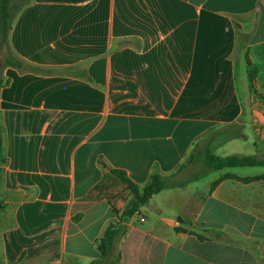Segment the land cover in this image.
Wrapping results in <instances>:
<instances>
[{
  "label": "crops",
  "instance_id": "obj_1",
  "mask_svg": "<svg viewBox=\"0 0 264 264\" xmlns=\"http://www.w3.org/2000/svg\"><path fill=\"white\" fill-rule=\"evenodd\" d=\"M8 42L42 72L0 60L2 264H264V167L192 176L127 222L94 191L178 176L197 144L264 156V0H30Z\"/></svg>",
  "mask_w": 264,
  "mask_h": 264
},
{
  "label": "trees",
  "instance_id": "obj_2",
  "mask_svg": "<svg viewBox=\"0 0 264 264\" xmlns=\"http://www.w3.org/2000/svg\"><path fill=\"white\" fill-rule=\"evenodd\" d=\"M29 1L30 0H0V38L2 39V42L8 45V47H9L8 40L12 29L13 21L20 13V11L29 3ZM9 50L15 62L10 63V61H7V63H5V66H13V67H17L18 69L30 70L34 72H42V70L37 69L35 67H31L27 65L25 62L21 61L12 53L10 48ZM247 63L251 69L250 79L252 82H254L257 74V70L253 68L252 63L249 60ZM199 148H203V147L197 144V146H195L194 152L188 157L187 162L181 166L179 172L183 170L187 164H192L197 160L199 154L196 155L197 154L196 152L199 150ZM206 148H207V152L205 154V158L203 162L202 175L210 174L226 168L264 167V156L232 155L228 157H221L214 155L211 152L210 148L208 147ZM201 151L202 150L200 149L198 152L201 154L202 153ZM2 164H4V159L0 157V179L2 172V168H1ZM176 177L177 174H173L169 177H163L162 175L155 173L151 176L148 184L145 187L140 188L127 176V173L125 171L113 169L110 170L109 173L101 181V183L95 187L94 191L98 192L100 195L106 196L110 201L112 199H110L109 195H107L106 193L109 190V187L107 185L108 179L115 178L123 182L130 191V193L132 194L133 200L128 205V207L126 206L127 209H125L123 212H121L116 207H114V205L112 204L111 205L113 207V211L117 214L120 221L123 218L124 221L127 222L129 221L130 218H132V216L135 213L139 212L141 207L145 206L154 195L160 193L165 189L173 188L174 186H176L177 184L171 183V180ZM1 207H3L2 203H0V208ZM81 217L82 215H80L78 218ZM117 227H118L117 225L110 226L106 230L103 238L99 242L98 249L103 257L108 255V253L112 248L113 239L117 236ZM0 264H2L1 258H0Z\"/></svg>",
  "mask_w": 264,
  "mask_h": 264
},
{
  "label": "rangeland",
  "instance_id": "obj_3",
  "mask_svg": "<svg viewBox=\"0 0 264 264\" xmlns=\"http://www.w3.org/2000/svg\"><path fill=\"white\" fill-rule=\"evenodd\" d=\"M0 60H2L3 65H5L7 61H10V63L15 62L9 50L8 45L2 42L1 38H0ZM78 71H79L78 69H72V70L65 71V72H68V73L76 72L77 73ZM200 149L202 150L201 154L198 152ZM199 150L196 152L197 153L196 155L199 154L197 160L192 164H187L186 166L187 170L181 171V173H179V175L176 178L172 179L171 180L172 184L184 183L185 180L191 178L192 176L198 177L202 175L203 173L202 167H203L205 154L207 152V148L203 147V148H199ZM107 185L109 187V190L106 192L107 195H109L112 200L119 201L120 204L124 203L125 205L124 210L127 209L126 206L128 207V205L131 203V201L133 200V196L128 190V188L126 187V185L123 182L115 178L108 179ZM0 198H2L1 195H0ZM121 222H125L123 218L121 219ZM124 232H125V225L121 223V226L117 227V236L113 239L112 248L110 252L113 251L114 247L118 244L120 238L124 235ZM109 264H114V263L112 261V262H109Z\"/></svg>",
  "mask_w": 264,
  "mask_h": 264
},
{
  "label": "water",
  "instance_id": "obj_4",
  "mask_svg": "<svg viewBox=\"0 0 264 264\" xmlns=\"http://www.w3.org/2000/svg\"><path fill=\"white\" fill-rule=\"evenodd\" d=\"M1 150H2V140H1V134H0V157H1Z\"/></svg>",
  "mask_w": 264,
  "mask_h": 264
},
{
  "label": "built area",
  "instance_id": "obj_5",
  "mask_svg": "<svg viewBox=\"0 0 264 264\" xmlns=\"http://www.w3.org/2000/svg\"><path fill=\"white\" fill-rule=\"evenodd\" d=\"M142 221H144V219H142Z\"/></svg>",
  "mask_w": 264,
  "mask_h": 264
}]
</instances>
